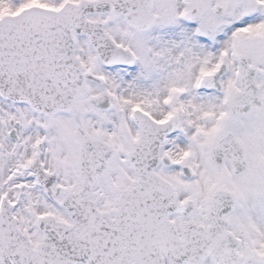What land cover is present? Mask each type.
I'll use <instances>...</instances> for the list:
<instances>
[{
	"label": "snow or ice",
	"instance_id": "6c2138e0",
	"mask_svg": "<svg viewBox=\"0 0 264 264\" xmlns=\"http://www.w3.org/2000/svg\"><path fill=\"white\" fill-rule=\"evenodd\" d=\"M0 264H264V0H0Z\"/></svg>",
	"mask_w": 264,
	"mask_h": 264
}]
</instances>
